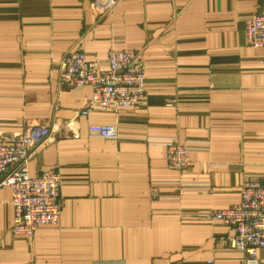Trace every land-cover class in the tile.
Segmentation results:
<instances>
[{
	"label": "crops",
	"instance_id": "1",
	"mask_svg": "<svg viewBox=\"0 0 264 264\" xmlns=\"http://www.w3.org/2000/svg\"><path fill=\"white\" fill-rule=\"evenodd\" d=\"M260 13L264 0H118L97 19L88 0H0V139L55 122L28 172L57 170L63 198L58 222L27 241L11 234V190L0 187V264H242L226 243L232 227L201 214L264 179V48L244 34ZM77 44L99 71L111 48L136 50L143 100L79 114L92 87L58 74ZM90 124L115 125L117 137ZM169 139L189 167L167 164Z\"/></svg>",
	"mask_w": 264,
	"mask_h": 264
},
{
	"label": "built area",
	"instance_id": "2",
	"mask_svg": "<svg viewBox=\"0 0 264 264\" xmlns=\"http://www.w3.org/2000/svg\"><path fill=\"white\" fill-rule=\"evenodd\" d=\"M118 0H88L97 19L106 16ZM245 42L251 47L264 48V13L245 19ZM264 63V60H262ZM96 61L86 58L77 44L68 49L58 61L59 82L66 86L90 85L92 93L78 110L87 115L93 110H115L135 107L145 95V70L139 53L132 48H111L106 57V69L98 70ZM174 99L166 101L171 105ZM57 106V105H56ZM59 126L55 122L29 126L23 131L0 139V187L11 190L13 236L31 241L41 226L55 225L63 205L60 195L61 178L53 168L33 175L28 172L30 152L54 140ZM90 134L114 139L115 125L90 124ZM72 136L77 137L76 132ZM166 162L170 167L184 169L192 164L183 145L169 139L165 142ZM240 200L224 208H212L201 215L232 227L226 238L229 248L241 254L242 264H261L258 250L264 249V179H245L239 188Z\"/></svg>",
	"mask_w": 264,
	"mask_h": 264
}]
</instances>
